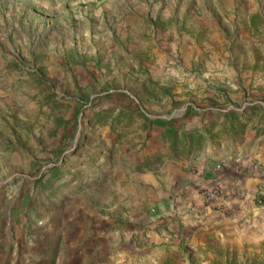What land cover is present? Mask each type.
Wrapping results in <instances>:
<instances>
[{"label": "rangeland", "instance_id": "1", "mask_svg": "<svg viewBox=\"0 0 264 264\" xmlns=\"http://www.w3.org/2000/svg\"><path fill=\"white\" fill-rule=\"evenodd\" d=\"M236 2L264 9V0L218 10L211 0H0V25L21 35L4 44L0 71V195L17 198L16 211L26 200L31 217L78 222L89 205L131 194L134 173L159 176L162 129L138 116L93 125L100 110L208 126L205 141L263 132L264 23L249 26ZM231 111L234 129L221 115Z\"/></svg>", "mask_w": 264, "mask_h": 264}, {"label": "crops", "instance_id": "2", "mask_svg": "<svg viewBox=\"0 0 264 264\" xmlns=\"http://www.w3.org/2000/svg\"><path fill=\"white\" fill-rule=\"evenodd\" d=\"M211 1L217 10L232 2ZM238 7L249 26L264 23L257 4ZM10 33L0 25V71ZM12 34L19 44L21 35ZM163 145L168 159L159 176L134 173L131 194L89 205L78 222L69 213L31 217L26 200L16 211L17 198L2 192L0 264H264V131L205 141L178 155ZM209 188L218 193L206 204Z\"/></svg>", "mask_w": 264, "mask_h": 264}, {"label": "trees", "instance_id": "3", "mask_svg": "<svg viewBox=\"0 0 264 264\" xmlns=\"http://www.w3.org/2000/svg\"><path fill=\"white\" fill-rule=\"evenodd\" d=\"M252 112L254 109V106L250 107ZM114 109H106V110H100L98 112L91 114V122L93 125L102 124V122L107 121L109 118H115L116 121H120L121 119H124L127 125L131 124L133 117L138 116L143 119V125H145L147 128L157 127L159 129H162L160 132L159 138L162 141V143L167 144L171 150V152L174 155H178L179 151H186L187 153H191L192 151L198 150L202 147V145L205 143V134H210V128L208 126H203L199 129H193V130H187L183 131L181 130L182 127L179 128H171V120H162V119H150L147 116H145L141 111H119L116 115H113ZM221 115L224 118L225 122L229 123V128L234 129V126L238 123V119H240V115H238L237 112H229V113H221ZM186 115H184L183 118H185ZM242 126V125H240ZM181 130V131H180ZM180 131V135H179ZM159 159L156 160L158 162ZM150 161L146 160V162H143L136 167L141 169L142 167L149 166ZM52 172H57L58 167L53 166L51 169Z\"/></svg>", "mask_w": 264, "mask_h": 264}, {"label": "built area", "instance_id": "4", "mask_svg": "<svg viewBox=\"0 0 264 264\" xmlns=\"http://www.w3.org/2000/svg\"><path fill=\"white\" fill-rule=\"evenodd\" d=\"M262 188H264V185L262 186ZM217 193L218 190L216 188H209L204 190L202 193L203 202L206 204H210L216 197Z\"/></svg>", "mask_w": 264, "mask_h": 264}, {"label": "water", "instance_id": "5", "mask_svg": "<svg viewBox=\"0 0 264 264\" xmlns=\"http://www.w3.org/2000/svg\"><path fill=\"white\" fill-rule=\"evenodd\" d=\"M76 146H77V145H75V147H74V149H73V152H72V153H74V152H75V150H76Z\"/></svg>", "mask_w": 264, "mask_h": 264}]
</instances>
